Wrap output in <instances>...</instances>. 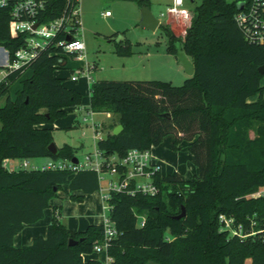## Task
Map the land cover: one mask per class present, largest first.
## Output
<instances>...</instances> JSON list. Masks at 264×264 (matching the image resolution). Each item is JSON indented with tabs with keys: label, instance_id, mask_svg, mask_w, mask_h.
<instances>
[{
	"label": "trees",
	"instance_id": "trees-1",
	"mask_svg": "<svg viewBox=\"0 0 264 264\" xmlns=\"http://www.w3.org/2000/svg\"><path fill=\"white\" fill-rule=\"evenodd\" d=\"M136 1L149 6L148 0ZM66 4L48 0L41 19L56 18ZM237 11L235 1L202 0L184 36L161 25L169 39L167 52L177 58L180 42L195 65L194 75L183 85L160 79L91 84L90 109L112 112L113 127H124L119 135L111 132L98 140L103 156L152 149L174 134L173 148L188 141L199 168L190 179L158 172L160 192L154 196L111 193L108 217L117 234L108 253L114 264H246L248 258L264 264V195L254 196L264 187V74L259 70L264 44L245 39ZM24 41L13 32L9 10L0 8V46L12 59ZM116 42L117 54L133 53L131 41ZM67 56L61 46L50 45L0 82V264H100L85 256L103 240L104 224L71 230L61 220L60 206L50 203L65 185L71 199L83 201L100 189L98 172L10 171L4 166L7 160L77 155L70 144L52 154L54 128L43 126L83 103L82 93L55 75L67 68ZM255 95L259 98L251 101ZM77 190L83 195L72 194ZM50 207L54 214L47 234L30 245L15 246L14 237L25 224L44 218ZM183 207L186 215L177 219ZM221 214L233 218L232 229L225 227ZM70 239L77 243L69 245Z\"/></svg>",
	"mask_w": 264,
	"mask_h": 264
},
{
	"label": "rangeland",
	"instance_id": "rangeland-1",
	"mask_svg": "<svg viewBox=\"0 0 264 264\" xmlns=\"http://www.w3.org/2000/svg\"><path fill=\"white\" fill-rule=\"evenodd\" d=\"M184 1L185 9L191 13L190 18L171 16L168 19L165 18L161 23V25L170 26L180 36L186 34V30L191 26L194 10L202 2V0ZM228 1L233 2L234 0ZM148 2V7L158 17L162 12H166L174 0H148ZM143 7L136 0H82L80 37L86 43L87 56L85 59L79 60L77 56L68 55V66L62 70L69 75L76 74L83 78L82 67L88 62L91 66L96 67L91 69L92 82L102 79L116 81L160 79L171 81L176 86L183 85L190 75L178 64L176 56L167 52L169 39L164 27L160 25L154 31L141 25ZM106 11H111V16L104 15ZM118 37L124 42L131 41L133 53L130 56H121L116 53ZM2 70L4 68L0 66V72ZM0 79H2L1 74ZM69 79L71 78L69 77ZM73 84H77V82L74 81ZM3 103L4 101L1 100L0 104ZM88 112L85 107L78 112H71L69 117L73 114L74 117L70 118V125L55 129L53 133L58 146L65 143L75 146L77 157L81 161H85L87 154L95 153L99 138H106L115 128L113 126L116 116L112 112H96L94 115ZM85 117L87 120L84 119ZM95 123L98 124V132L94 128ZM174 139L175 135L170 134L162 142L163 144L161 143L162 151L168 153L167 157L161 156L164 159L162 172L167 174L169 167L172 172H177L178 168L181 169L185 177L192 178L199 173V168L189 150L188 141L184 140L176 150L173 148ZM11 161L7 160L10 165ZM15 161V163L28 161L32 167L47 163L49 158L16 159ZM112 177L110 174H105L101 180V187H106L108 180ZM262 190L264 187L260 189V191ZM57 199L68 213L66 218H61L68 226H71L72 222L78 223L87 218L86 206L80 207L78 201L71 199L65 190L61 191V196L59 195ZM88 200L86 201H94L98 204L99 197L94 196L92 201ZM60 208L62 213L63 208L61 206ZM102 210L101 205L93 208L98 220L103 219ZM51 214L52 207L47 211L48 217ZM147 264L158 263L150 261Z\"/></svg>",
	"mask_w": 264,
	"mask_h": 264
},
{
	"label": "built area",
	"instance_id": "built-area-1",
	"mask_svg": "<svg viewBox=\"0 0 264 264\" xmlns=\"http://www.w3.org/2000/svg\"><path fill=\"white\" fill-rule=\"evenodd\" d=\"M241 8L235 15L238 26L243 30L245 39L249 42L264 44V0H234ZM48 0H0V8H6L10 12L11 25L15 35H23L24 45L20 47L10 58L8 50L0 46V66L4 68L0 72L2 79L8 72L18 70L29 65L39 53L50 45L61 46L66 55L77 56L79 59L86 58V43L80 37V26L82 16V0H67L66 7L61 15L56 18L44 21L41 18L46 11ZM238 7V6H237ZM111 11H106L104 15L111 16ZM191 13L185 9L184 0H174L166 12H162L158 18L160 23L171 16L179 18H190ZM71 38L72 40H69ZM94 66L82 68V73L89 74ZM71 79L77 81L79 76L74 74ZM87 120V118H84ZM98 124H94L97 131ZM101 139V138H99ZM153 149V148H152ZM152 149L140 150L131 149L127 155L120 157L117 154L103 156L99 148L95 153L85 156V161L79 160L77 163L73 159H51L42 165L30 167L28 161L20 163L18 166H4L10 171L18 169L29 170H59L76 173L81 170H96L99 174L100 182L105 174L113 176L108 180L107 188L104 190V200L106 209L109 212L108 202L112 192H127L136 194L137 192L146 195H157L160 192L159 185L155 182V176L161 172V166L155 162ZM256 195H264V190L258 191ZM221 221L226 228L232 229L233 218L220 215ZM104 238L94 246V252L104 251L108 260L100 264H114L113 258L108 253L110 240L117 234V230L110 221L108 215L105 222ZM145 224V217H141L140 225ZM233 232L237 231L233 229ZM246 237L247 235H242Z\"/></svg>",
	"mask_w": 264,
	"mask_h": 264
},
{
	"label": "crops",
	"instance_id": "crops-1",
	"mask_svg": "<svg viewBox=\"0 0 264 264\" xmlns=\"http://www.w3.org/2000/svg\"><path fill=\"white\" fill-rule=\"evenodd\" d=\"M83 59H79V60H83ZM176 61H178V58H176ZM178 64H179V62H178ZM89 65L90 64H88V62H86V64L82 68L84 69V68H86ZM95 68L96 67L94 66L93 69H95ZM55 75L57 77L65 78V85L66 86H68L70 88H75V89L79 90L82 93V95H83V103L81 105H77V106L71 107L69 109V114L71 112H78L83 107H85V109H88V111H89L88 113H90L91 115H94L96 113V112H93L90 109L91 84H92L91 70H90L89 74H87V73L86 74H83L84 75L83 78L82 77H79V79L76 81L77 84H73L74 81L72 79H69V77L71 78L74 74L69 75V74L65 73L62 69L56 70ZM262 85L264 87V77L262 79ZM258 98H259V95H255V96L251 97L250 100L251 101H255ZM69 114L66 117H64V118L57 119L52 124L43 125V126L53 127L54 130L55 129H59V128L68 127L70 125V118L74 117V114H73V116L71 115V117H69L70 116ZM165 139H166V137H165ZM54 141H55V138H54ZM65 144H68V143H65ZM162 144L159 145L158 147H153V149H152L153 158H154L155 162H157L161 166V171H163V164H164V159L161 156L167 157V154H168L166 151L165 152L162 151V149H163L162 148L163 147ZM188 145H189V143H188ZM58 147H60V146H58ZM97 148H98V143H97ZM192 156H193V154H192ZM15 162H16L15 160H12L11 161V165H10L9 162L6 161V163H7L8 166H15L16 167V166H18L20 164V163H15ZM176 171L177 172H172L171 171V168L169 167V170H168L167 174L180 173V174L184 175L183 172L181 171V169H178L177 168ZM162 174L163 175H167V174H165L163 172H162ZM186 178L187 179H190L189 177H186ZM100 184H101V182H100ZM106 188H107V186L104 187V188L100 187V189L98 191H96L94 193H91V194H86L83 201H81V202L78 201L80 207L86 206V210H87V213H88L87 214L88 215L87 218L82 219L78 223L77 222H72L73 225L71 224V226H68L63 221L62 222L69 229L75 230V231H83L89 225H92V224H103L105 222V220H106L107 215H108V211L106 209V202L104 200V194H105V191L104 190ZM64 190L69 194V188H68L67 185H65ZM72 194H75V195H83V192L81 190H77V191H73ZM59 195L61 196V191L59 192ZM94 196H98L99 197L98 204H96L94 201L93 202H87V201H89L88 199L91 200L92 197H94ZM50 203H51V206H61L63 208V212H62L61 218H66V215H68V213L64 209V206H62L63 204L58 201L57 197L56 198H53ZM100 205H101V208L103 209L101 211V215H102V218H103L102 220H100V219L98 220L97 217H95V213L93 211V208L100 207ZM48 209L49 208H47L45 210V216H44V218L40 219L39 221H37L35 223L25 224L23 230L21 232H19L14 237V245L15 246L21 247V246H25V245H30V244L33 243L35 237H37L39 235H44L45 236L47 234L48 227H49V225H50V223L52 221L53 214H54V210L52 208V214H51V216L48 217V215H47ZM64 212H66V213H64ZM85 257L86 258H94V259L99 260L100 262H106L108 260L107 253L104 252V251H101V252H93L91 254L86 255ZM246 264H252V260L250 258H248L246 260Z\"/></svg>",
	"mask_w": 264,
	"mask_h": 264
},
{
	"label": "water",
	"instance_id": "water-1",
	"mask_svg": "<svg viewBox=\"0 0 264 264\" xmlns=\"http://www.w3.org/2000/svg\"><path fill=\"white\" fill-rule=\"evenodd\" d=\"M194 2V0H191ZM238 8H241V4L237 5ZM141 25L143 27L149 28L151 30H157L158 27L161 25L160 19L152 12V10L148 6H144L142 8V19H141ZM69 40H72L69 38ZM116 41H121V38L118 37ZM177 46V58L179 64L185 69L186 73L190 76L194 75L195 73V65L187 52L183 49L182 44L178 42L176 44ZM261 74H264V65L259 68ZM170 116V114H168ZM124 127L122 124H118L114 129H113V134L114 135H119L123 131ZM49 150L52 154H57L58 153V146L56 142H52L49 146ZM73 161L77 163L79 161L78 157L75 156L73 158ZM186 215V209L183 207L182 213L179 215L175 216L177 219H181ZM77 243L76 240L70 239L69 245H75Z\"/></svg>",
	"mask_w": 264,
	"mask_h": 264
}]
</instances>
